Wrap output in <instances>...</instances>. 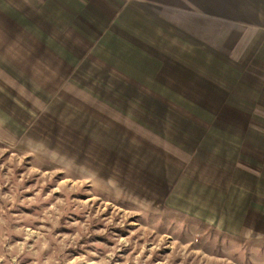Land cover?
<instances>
[{"label":"rangeland","instance_id":"374dc122","mask_svg":"<svg viewBox=\"0 0 264 264\" xmlns=\"http://www.w3.org/2000/svg\"><path fill=\"white\" fill-rule=\"evenodd\" d=\"M124 64L59 92L0 69V264H264V67L151 110Z\"/></svg>","mask_w":264,"mask_h":264},{"label":"crops","instance_id":"0c3cea01","mask_svg":"<svg viewBox=\"0 0 264 264\" xmlns=\"http://www.w3.org/2000/svg\"><path fill=\"white\" fill-rule=\"evenodd\" d=\"M124 58L132 76L148 67L143 76L159 78L144 88L151 110L153 101L200 109L188 101L204 94L224 104L237 69L264 67V0H0V69L14 84L59 92L111 82L123 77ZM126 101L116 107L139 115Z\"/></svg>","mask_w":264,"mask_h":264}]
</instances>
